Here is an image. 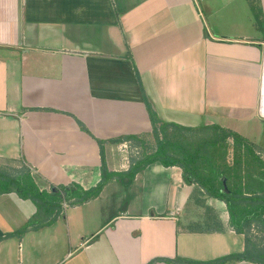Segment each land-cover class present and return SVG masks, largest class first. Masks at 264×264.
Instances as JSON below:
<instances>
[{
    "label": "crops",
    "instance_id": "1",
    "mask_svg": "<svg viewBox=\"0 0 264 264\" xmlns=\"http://www.w3.org/2000/svg\"><path fill=\"white\" fill-rule=\"evenodd\" d=\"M145 98L159 124L221 127L264 149V0H0V166L25 167L41 191L94 188L96 139L153 132ZM130 142L105 144L110 172L130 169ZM145 171L147 207L159 184L163 212L133 198L109 220L87 216L111 188L122 207L118 181L58 217L0 193V264L207 263L246 250L226 204L198 199L181 168L149 166L137 193Z\"/></svg>",
    "mask_w": 264,
    "mask_h": 264
},
{
    "label": "rangeland",
    "instance_id": "2",
    "mask_svg": "<svg viewBox=\"0 0 264 264\" xmlns=\"http://www.w3.org/2000/svg\"><path fill=\"white\" fill-rule=\"evenodd\" d=\"M261 130L264 131V126L261 127ZM222 136L223 134L215 128H197L195 131H182L175 127H164L159 124L156 133L150 132L147 135L141 136L140 141L128 143L126 148H121L122 150L120 152H125L131 166L139 160L158 153L161 147H163L171 157L182 158L184 155L187 157L193 156L196 160L195 167L197 168V172L208 178L214 186L220 187V185H223L227 189L241 191L246 196L255 193L264 197V149L245 138L249 144H253L254 146L251 150L254 154L252 155L248 147L237 145L233 139L220 141ZM218 140L219 143L214 145L213 142ZM24 168L25 167H20L16 169L12 166H0V171L12 178H19L24 177L25 174H30ZM147 168L145 170H147ZM143 174H145L144 178L147 179L146 187L143 190H139L138 193L132 185L130 187L122 185L123 190L119 196L121 195V197L125 198V201L120 209L116 210V202L113 200L117 198L115 195H118L117 192L115 194L113 191L114 189L111 188L106 192V196L102 203L93 206L89 210H85L86 215L96 216L100 214L103 215L106 220H109L119 210L124 211V208H127L128 202L133 198L140 199V211L144 210L146 212L150 210L156 213L163 212L164 194L161 193L162 185L159 184H157L159 188L158 198L156 202H153L154 206L152 208L147 207L149 197L155 196L156 193L154 192L155 186L152 171H145ZM195 185L202 190V192L197 193L196 197H200L198 199L204 200V196L206 199L211 198L198 184ZM56 191L49 187L45 192L51 196H55L53 193ZM59 196V199H56V201H59V205L61 203V210L63 212L65 207L69 206L70 202L66 199L64 193L59 192ZM113 196L114 198L112 199ZM143 205H145L144 208H142ZM228 214L230 227L233 228L229 211ZM90 228H93L92 224H90ZM250 238L252 242L260 244L263 247L264 226L253 223Z\"/></svg>",
    "mask_w": 264,
    "mask_h": 264
},
{
    "label": "trees",
    "instance_id": "3",
    "mask_svg": "<svg viewBox=\"0 0 264 264\" xmlns=\"http://www.w3.org/2000/svg\"><path fill=\"white\" fill-rule=\"evenodd\" d=\"M145 103L151 118V122L154 127L153 132L156 133L158 131V125L160 123V120H158L157 116L154 114L146 98ZM161 125L164 127L170 126L166 123H163ZM173 126L182 131L196 130L192 128L179 127L176 125ZM209 128H215L217 131H220L223 134L220 141L233 139L237 145L248 147L250 152H252L251 154L254 155L253 151H251L252 147H254L253 144H249L248 141L238 133L223 129L221 127H205L203 129ZM140 139L141 138L137 136H125L108 141L96 139L100 147V154L102 159V179L96 187L91 188L89 190H84L78 185H74L68 188L63 187L60 189L52 188L54 189V191H57L53 193L55 194V196H51L47 192L41 191L38 188L31 174H25L24 177L12 178L0 171V193H16L20 198L24 200H31L35 204L38 210V214L42 213L44 215L58 217L62 214L61 203L59 205V201H56V199H59L60 197L59 192H62L66 195V199L70 202V207H79L84 204H87L92 200L97 199L103 192L104 188L112 181H118L121 185L125 187H130L139 173H141L147 167L155 163H159L165 168L179 167L183 171L184 180L187 184H198L204 191L207 192L206 194H208L211 198L217 199L226 204L230 213V221L235 232L245 237L246 250L242 253L231 254L207 263L185 259L158 261L182 264H226L238 262H252L257 264H264V245L262 247V245L252 242L250 238L253 223L264 226V197L255 193L246 196L241 191L227 189L223 185H220V187H216L211 184L208 178L203 175H200L197 172V168L195 167L196 160L193 156L187 157L184 155L182 156V158L173 156L171 157L167 154L166 150L163 147L159 149L158 153L152 154L136 162L126 172H110L107 168L106 163V156L104 150L105 144H123L128 141H140ZM218 143L219 140L213 142L214 145H217ZM54 221L55 219H53V222ZM33 224H35V220H32L28 224V226L15 233V235H23L25 232H27L29 226H33ZM45 225L47 224L41 226ZM158 261H153L150 264H155Z\"/></svg>",
    "mask_w": 264,
    "mask_h": 264
},
{
    "label": "water",
    "instance_id": "4",
    "mask_svg": "<svg viewBox=\"0 0 264 264\" xmlns=\"http://www.w3.org/2000/svg\"><path fill=\"white\" fill-rule=\"evenodd\" d=\"M124 210H125V208H124Z\"/></svg>",
    "mask_w": 264,
    "mask_h": 264
}]
</instances>
